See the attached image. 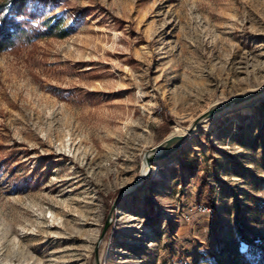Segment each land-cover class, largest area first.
Instances as JSON below:
<instances>
[{"label": "rangeland", "instance_id": "obj_1", "mask_svg": "<svg viewBox=\"0 0 264 264\" xmlns=\"http://www.w3.org/2000/svg\"><path fill=\"white\" fill-rule=\"evenodd\" d=\"M38 4L70 31L0 53V264H264V94L121 195L264 86V0Z\"/></svg>", "mask_w": 264, "mask_h": 264}, {"label": "trees", "instance_id": "obj_2", "mask_svg": "<svg viewBox=\"0 0 264 264\" xmlns=\"http://www.w3.org/2000/svg\"><path fill=\"white\" fill-rule=\"evenodd\" d=\"M38 1L43 0H0V53L19 50L40 39L63 38L69 34L70 30L63 28L59 20L46 17ZM63 1L52 0L55 4Z\"/></svg>", "mask_w": 264, "mask_h": 264}, {"label": "water", "instance_id": "obj_3", "mask_svg": "<svg viewBox=\"0 0 264 264\" xmlns=\"http://www.w3.org/2000/svg\"><path fill=\"white\" fill-rule=\"evenodd\" d=\"M262 94H264V87H261L260 89L251 92L248 96L238 95L232 98L228 102L217 104L212 108L208 109L206 112L202 113L200 116H198L184 134L170 136L164 141H162L159 145L144 151L143 164L147 166L148 170L145 173L141 172L140 176L137 178L135 182H133L125 189H123L121 195L125 191L132 189L143 183L151 174L153 164L166 161L172 158L173 155L181 149L185 141L195 133V131L197 130L200 124L206 122L209 119H212L221 112H225L227 109H229L232 106H236L244 102H248ZM107 223L108 222H106L105 227L102 230L101 236L98 239V243L105 232ZM98 243L96 247L98 246ZM95 258H96V251H95ZM96 264H98L97 258H96Z\"/></svg>", "mask_w": 264, "mask_h": 264}, {"label": "bare ground", "instance_id": "obj_4", "mask_svg": "<svg viewBox=\"0 0 264 264\" xmlns=\"http://www.w3.org/2000/svg\"><path fill=\"white\" fill-rule=\"evenodd\" d=\"M262 87H264V86H262ZM261 88V87H260ZM260 88H257V89H254V90H252L251 92H253V91H256V90H258V89H260ZM250 92V93H251ZM249 93V94H250ZM249 94H244L243 96H248ZM247 107V106H246ZM249 107V106H248ZM249 111V110H248ZM176 159V158H175ZM175 159L174 158H170L169 160H167V162L169 163V164H172V163H174L175 162ZM148 170V168H147V166L146 165H144V171L142 172V173H145L146 171ZM157 176V175H156Z\"/></svg>", "mask_w": 264, "mask_h": 264}]
</instances>
